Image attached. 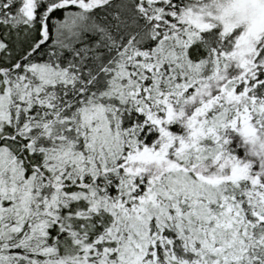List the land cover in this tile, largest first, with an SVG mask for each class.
<instances>
[{
  "label": "snow or ice",
  "instance_id": "obj_1",
  "mask_svg": "<svg viewBox=\"0 0 264 264\" xmlns=\"http://www.w3.org/2000/svg\"><path fill=\"white\" fill-rule=\"evenodd\" d=\"M0 264H264V0H0Z\"/></svg>",
  "mask_w": 264,
  "mask_h": 264
}]
</instances>
